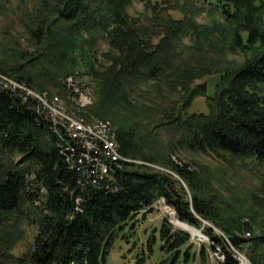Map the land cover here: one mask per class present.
Wrapping results in <instances>:
<instances>
[{"label": "trees", "instance_id": "16d2710c", "mask_svg": "<svg viewBox=\"0 0 264 264\" xmlns=\"http://www.w3.org/2000/svg\"><path fill=\"white\" fill-rule=\"evenodd\" d=\"M134 1L41 3L31 18L39 53L15 48L11 56L0 60V72L34 90L52 88L63 96L62 78L73 75L83 62L86 73L99 82L91 113L116 124L121 153L162 161L174 174L127 163L114 167L112 182L98 179L93 171L86 173L81 165L72 167L68 157L76 147L37 111L36 101L0 87V264L13 259L15 245L13 236L1 231L25 224L37 230L31 249L17 257L15 264H107L115 241L160 197L176 209L180 221L201 228L211 243L197 247L189 232L175 230L165 220L160 228L165 257L158 264H210V254L217 247L226 253L223 264H238L226 238L245 249L253 264H264V232L257 234L243 214L225 210L215 196L201 194L203 179L190 164L158 152L150 154L155 137L142 127L144 118L158 113L154 127L173 138L178 150L224 153L264 164V0H210L224 28L201 31L193 15H184L168 20L157 44L145 38L129 18L127 10ZM219 33L227 38L231 52L249 56L211 73L202 74L196 67L177 68L174 45L178 39L189 34L208 39ZM100 37L108 44L101 53L95 47ZM206 76H213L214 85L212 92L203 94L192 84ZM147 85L158 88V110L152 114L131 98ZM168 91L179 96L176 107ZM199 95L206 97L208 111L189 113ZM118 107L140 118L119 121ZM182 181L192 192L191 200Z\"/></svg>", "mask_w": 264, "mask_h": 264}, {"label": "rangeland", "instance_id": "374dc122", "mask_svg": "<svg viewBox=\"0 0 264 264\" xmlns=\"http://www.w3.org/2000/svg\"><path fill=\"white\" fill-rule=\"evenodd\" d=\"M46 1L0 0V60L11 56L12 50L15 51V48L23 49L34 55L39 53L40 47H37L39 42L32 35L36 25L32 22L31 18L35 16V11L39 5ZM209 2L210 0H147V2L143 3L135 0L127 12L140 33L153 44H157L162 40L166 32L168 20H180L183 19L184 15H193L201 31L218 26L224 28L221 15L212 10L214 5ZM52 28L58 29L57 26H53ZM96 43L95 47H97L99 53L108 49L106 39L100 37ZM174 51L177 54V68L183 66L184 68L196 67L202 74L206 72L211 73L218 68L221 69L224 65L230 66L242 63L249 56V54L244 55L231 52L227 47V38L221 33L213 34L208 39L204 37L197 38V36L195 37L191 34L185 35L177 40L174 45ZM86 72L87 70L83 67V62H81L73 75L62 78L61 84L66 86L65 95L63 96L52 88L45 91H36L43 94L48 100H55L57 97L59 99L58 102H60L59 107L64 112L77 110L78 121L85 125H105V122H108V124L117 128L116 124L110 119L98 118L91 113L97 102L99 82ZM3 74L14 80L9 75ZM70 76L74 77V82L80 87L81 92L79 90H70L67 85V80ZM202 84H206L207 92L203 93L199 90L200 92L203 94L212 92L214 85L213 76L197 77L192 87ZM157 89L156 85L143 86L137 93H133L131 98L136 101L135 105L138 107L145 106L148 108V113L152 114L158 110V107L155 105L157 102L155 98V95L158 93ZM262 91L264 93V86L262 87ZM168 93L172 96V106L176 107L179 96L171 91H168ZM118 109L119 115H115V117L119 121L124 122L127 117V119L134 121L140 118L138 115L134 117L127 109L123 110L119 107ZM207 111L206 97L202 95L195 98L192 107L189 109V113ZM160 114L163 113L160 112ZM162 116L160 115V117ZM158 118V113H155L154 116H150L148 119L144 118L145 121H142L144 130L152 131L151 138L155 137L152 147L148 148L149 153L154 154L158 152V155L161 157L169 155L174 161L179 162V160H182L190 164L193 170L203 179L202 188L204 190L201 189V194L215 196L216 199L221 200V207L234 214H243L244 218L251 222L257 234L263 233L264 164L261 165L250 160L239 161L224 153L222 155H215L212 153L190 152L180 148L178 150L173 138L169 137L162 129L154 127ZM136 160L143 162V165L151 162L156 167L171 170L162 161ZM156 167H148V169L152 172L164 174L158 170L159 168L156 169ZM171 174L174 173L171 171ZM175 177L180 179L176 175ZM182 184L186 188L188 198L191 200L192 192L190 188L183 181ZM143 214L138 215L133 221L131 228L123 232L115 241L111 254L107 259V264H139L140 262H143V264H158L165 257V253L160 250V246H162L160 228L163 222L165 220L168 221L175 230H187L177 224V221L181 222L177 217L170 216L160 205H153L150 211ZM207 222L212 224L209 221ZM36 230V227L25 224L18 229L1 231L3 235L11 234L15 244L11 252L13 259L2 264H15L17 257H21L30 250ZM190 232L192 233V231ZM194 236L197 247L207 242L206 238L199 239L201 237ZM241 250L242 252L246 251L245 249ZM210 264L219 263L215 258L210 257ZM247 264L253 263L250 259H247Z\"/></svg>", "mask_w": 264, "mask_h": 264}, {"label": "built area", "instance_id": "2783aa9c", "mask_svg": "<svg viewBox=\"0 0 264 264\" xmlns=\"http://www.w3.org/2000/svg\"><path fill=\"white\" fill-rule=\"evenodd\" d=\"M0 87L10 89L15 93L22 95L25 99L32 98L36 101L37 111L49 120L54 129L61 135L68 138L73 146L76 147V152L68 157V162L73 165H81L86 173L97 175L98 179L108 180L113 182L112 172L114 167L122 168L125 164H139L145 167H156L151 162L143 165V162L127 157L121 153L118 141V128L105 122V127H97L83 125L78 123V112H64L58 110L54 100H48L43 94L37 93L36 90L30 88L26 83L12 80L0 72ZM91 133H101L102 143H94L91 140ZM79 163V164H78ZM85 166V167H83ZM159 168L164 174H171V170ZM165 211L171 215H175V209L167 204L164 197L157 202ZM247 235H250L249 233ZM227 239L228 248L238 264H247L248 256L246 253L235 247ZM220 262H224L226 254L221 248H217L214 253Z\"/></svg>", "mask_w": 264, "mask_h": 264}, {"label": "bare ground", "instance_id": "6f19581e", "mask_svg": "<svg viewBox=\"0 0 264 264\" xmlns=\"http://www.w3.org/2000/svg\"><path fill=\"white\" fill-rule=\"evenodd\" d=\"M71 79H72V81H71ZM74 80H75L74 77H73V76H70V77L68 78V80H67V85L69 86L70 90H72V91L79 90V91L81 92L82 90H81L80 87L76 84V82H74ZM79 91H78V92H79ZM53 98H54V97H53ZM58 100H59V99L56 97L55 100H54V102H56L58 110H61V108L59 107L60 102H58ZM78 123H79V124H83V125H85L84 123H82V122H80V121H78ZM92 123H94V122H92ZM98 123H100V122H98ZM89 125L92 126L91 124H89ZM93 125H94V124H93ZM96 126H97V127H105L104 124H98V125H96ZM91 140H93L94 143H102V134H101V133H91ZM73 166H75V165H73ZM177 224L180 225V226H182L183 228L189 230V231H192V234H193V235H196V236L202 238V235H203V234L200 233V232H199L198 230H196L195 228L189 226L188 224H182V223L179 222V221H177Z\"/></svg>", "mask_w": 264, "mask_h": 264}, {"label": "water", "instance_id": "95a60500", "mask_svg": "<svg viewBox=\"0 0 264 264\" xmlns=\"http://www.w3.org/2000/svg\"><path fill=\"white\" fill-rule=\"evenodd\" d=\"M199 90H201L203 93L207 92L206 84L198 85ZM201 232V230H199Z\"/></svg>", "mask_w": 264, "mask_h": 264}]
</instances>
